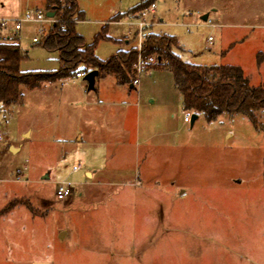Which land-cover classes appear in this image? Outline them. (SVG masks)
<instances>
[{"label":"rangeland","instance_id":"rangeland-1","mask_svg":"<svg viewBox=\"0 0 264 264\" xmlns=\"http://www.w3.org/2000/svg\"><path fill=\"white\" fill-rule=\"evenodd\" d=\"M142 1L77 0L86 43L107 23L115 40L98 44V59L138 47L143 20L142 37L174 36L183 61L241 67L252 87L264 85V0H156L146 17L128 12ZM1 4L45 11L43 0ZM115 14L124 18L110 22ZM34 26H24L21 70L58 71V53L33 44ZM153 60L117 97L112 75L94 90L73 76L0 104V212L18 204L0 216V264H264V131L243 115L192 125L172 73ZM89 119L99 141L79 143L95 133ZM63 181L74 194L59 201Z\"/></svg>","mask_w":264,"mask_h":264},{"label":"trees","instance_id":"trees-1","mask_svg":"<svg viewBox=\"0 0 264 264\" xmlns=\"http://www.w3.org/2000/svg\"><path fill=\"white\" fill-rule=\"evenodd\" d=\"M155 1H142L128 12L146 10ZM45 8L46 11L55 12L56 21L42 38L39 46L58 53L60 69L52 72H24L21 70V64L28 59V53L21 49L17 34L1 40L2 106L18 104L23 97L22 88L33 91L72 78L79 72L96 70L99 73L97 78L112 75L118 85L131 86L134 84V68L139 58L146 61L153 58L157 62L154 68L172 73L175 86L183 99L184 111L202 115L207 122H215L224 114L243 115L257 131H264V126L257 116V113L264 112V85L252 87L241 67L231 65L208 67L187 63L176 53L179 45L174 36L152 32L145 37L141 53L138 47L134 46L126 51L119 50L110 59L102 61L97 58L96 49L102 40L110 39L107 36V25L95 36L91 44H87L76 29L78 22L84 21L85 18L77 0H45ZM119 20L113 17L111 22ZM15 205L18 204L7 205L0 212V216Z\"/></svg>","mask_w":264,"mask_h":264},{"label":"built area","instance_id":"built-area-1","mask_svg":"<svg viewBox=\"0 0 264 264\" xmlns=\"http://www.w3.org/2000/svg\"><path fill=\"white\" fill-rule=\"evenodd\" d=\"M156 10V4H152L149 9L144 10L142 12V15L146 17L149 12L153 13ZM49 11H43V10H28L24 14L18 17H1L0 16V35H8L12 36L14 34H18L21 32L25 25H35L37 28V36L33 38L32 42L33 44H39L42 41V38L47 34L45 27L47 24H54L55 23V17L54 18H48L47 13ZM139 23V32L138 35L141 38V40H144L145 37H142L143 35V29L146 26V23L141 20L138 21ZM210 41L212 38L209 39ZM143 41L140 42L138 46V51L141 53ZM153 58L146 61L143 60L141 57L139 58L138 64L135 66V69L140 73L143 68H145L148 64H151L153 62ZM87 72H79L75 75L76 79H84ZM135 84H138L139 81L135 80ZM184 122H189V117L184 118ZM0 139H1V133H0ZM82 169L81 165H78L73 169V173H78ZM74 188L73 184L69 182H61L58 184V188L56 191V197L59 201H65L73 196Z\"/></svg>","mask_w":264,"mask_h":264},{"label":"crops","instance_id":"crops-1","mask_svg":"<svg viewBox=\"0 0 264 264\" xmlns=\"http://www.w3.org/2000/svg\"><path fill=\"white\" fill-rule=\"evenodd\" d=\"M43 3H44V10H46V8H45V0H43ZM79 5V4H78ZM79 8H80V6H79ZM42 10V9H40L38 6H35V7H32L31 9L30 8H28V9H26V11H28V10ZM80 10H82L81 8H80ZM83 11V10H82ZM84 12V11H83ZM21 13V11L20 10H9V9H6V7H5V5H2L1 4V7H0V16L1 17H18V16H21V15H19ZM25 13V12H24ZM118 15V14H117ZM116 16V14L113 16V17H115ZM112 19V18H111ZM82 22V21H81ZM81 22H78V24H77V26H76V29L78 28V25H79V23H81ZM110 22H111V20H110ZM115 22V21H114ZM116 22H118V21H116ZM106 25H109L108 23L106 24ZM105 25V26H106ZM30 26H33V25H30ZM109 28V27H108ZM34 29H35V26H34ZM23 30H24V28H23ZM23 30L21 31V32H19L18 34H17V36H18V42H19V44H20V42H21V37H22V34H23ZM78 30V29H77ZM78 32V31H77ZM79 33V32H78ZM80 35H81V33H79ZM37 35H35V36H33V38L34 37H36ZM81 36H83V35H81ZM107 36L111 39V41H115L113 38H111V36H109L108 34H107ZM10 36H8V35H0V41L1 40H4V39H7V38H9ZM33 38H32V40H33ZM110 39H107V40H110ZM20 46H21V44H20ZM131 47H129V44H127L126 43V49L124 50V51H126V50H129ZM22 49V48H21ZM23 50V49H22ZM123 50V49H122ZM24 51V50H23ZM28 53V52H27ZM59 56V55H58ZM109 76H106V77H104V78H108ZM103 78V79H104ZM115 81V82H114ZM57 83H60V82H57ZM57 83H55V84H57ZM96 83H97V80H96ZM96 83H95V86H96ZM111 84H112V88H113V91H114V94H115V96L117 97L118 95H122L123 94V92H124V88H125V86H121V85H118V83H117V81H116V79L115 80H112L111 82H110ZM139 84V83H138ZM52 85H54V84H51V85H45V86H43V87H41V88H39V89H35V90H42V89H46V87H48V86H52ZM127 87V86H126ZM135 85H131L130 86V88L131 89H135ZM98 103H100V104H105V105H111V104H114V105H117L118 103H116V102H113V101H110V100H103L102 102L101 101H99V99H98V102H94L92 105L93 106H95V105H97ZM199 117V116H198ZM86 124H87V126H88V128L89 129H91V131L90 132H95L94 134H91V135H86V136H83V134H78L77 136H76V140L79 142V143H83L84 141H86V142H90V143H93V140H98L99 141V137H98V132H99V130L97 129V128H94V129H92V127H95L94 126V122H93V120L92 119H89V120H87V122H86ZM97 125V124H96ZM102 129H105V128H102ZM23 135H24V137L25 136H28V137H30V135H31V130H27L26 132H24L23 133ZM86 138V139H85ZM111 141H109L108 143H106L105 144V147H111L112 145L111 144H109ZM12 150H15V152L17 151V150H19V148H11ZM85 174H88V173H85Z\"/></svg>","mask_w":264,"mask_h":264},{"label":"water","instance_id":"water-1","mask_svg":"<svg viewBox=\"0 0 264 264\" xmlns=\"http://www.w3.org/2000/svg\"><path fill=\"white\" fill-rule=\"evenodd\" d=\"M47 17L48 18H54L55 12H48ZM208 19H209V15L203 16V20L205 22L208 21ZM98 75H99V73L96 70L87 72V74L84 77V81L87 82L88 90H94L95 89V83H96V79H97ZM197 119H198V115L193 114L192 119H191V124L193 125ZM12 151H15V150H12Z\"/></svg>","mask_w":264,"mask_h":264}]
</instances>
